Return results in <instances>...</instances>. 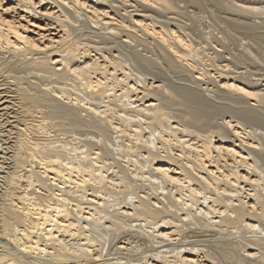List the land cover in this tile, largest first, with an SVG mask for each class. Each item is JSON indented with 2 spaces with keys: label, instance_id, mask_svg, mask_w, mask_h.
I'll return each instance as SVG.
<instances>
[{
  "label": "bare ground",
  "instance_id": "6f19581e",
  "mask_svg": "<svg viewBox=\"0 0 264 264\" xmlns=\"http://www.w3.org/2000/svg\"><path fill=\"white\" fill-rule=\"evenodd\" d=\"M0 264H264V0H0Z\"/></svg>",
  "mask_w": 264,
  "mask_h": 264
}]
</instances>
